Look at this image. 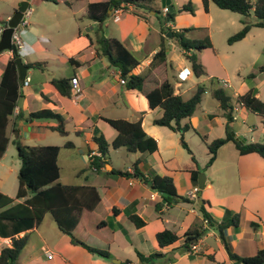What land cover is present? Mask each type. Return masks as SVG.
<instances>
[{"label": "crops", "instance_id": "crops-1", "mask_svg": "<svg viewBox=\"0 0 264 264\" xmlns=\"http://www.w3.org/2000/svg\"><path fill=\"white\" fill-rule=\"evenodd\" d=\"M24 1L30 2L0 0L1 22L8 21ZM102 1L105 0L72 2L59 0V4L43 2L37 7L30 6L32 15L29 18V26L19 30L23 43L19 56L27 67L35 63H42L43 67L28 68L26 79H29L30 83L21 91L24 98L22 107H17L10 117L7 128L9 145L0 165L5 168L3 161L11 146L18 155L17 144L29 147H61L58 161L61 176L56 184L98 189L101 203L93 213L95 220L91 221V225L94 228L99 219L105 220L109 226L105 234L107 238H112V242H104L87 233L82 236L88 246L105 250L109 252L110 257L106 259L90 253L82 246L73 245L70 237L62 234L53 218L48 215L53 222H46V216L41 226L28 232L29 244L21 253L19 264H143L138 258V253L148 257L159 252L174 259L171 264H239L230 259L219 233L211 229L209 223H205L208 220L200 211V200L203 203L208 202L206 210L217 222L232 218L236 214L240 215L239 227H230L225 231L228 248L240 257L255 256L258 251L264 249V159L258 154L241 155L233 143L224 145L219 149L214 164L203 172L207 175L205 189L202 195L199 197L197 194L198 199L194 200L189 194L198 187V182L184 169L192 166L191 155L188 153L187 161L179 159L178 156L180 146L183 147L182 136L185 138V134L190 131L197 132L203 124L204 130H211L217 126L225 128L227 132L223 121L227 118L230 122L239 118L245 124H250L247 134L252 136L250 142L245 140L247 143L264 142V124L261 117L238 104V98L249 91L264 101V40L260 43L256 41L255 44L252 42L253 72L250 81L240 84L242 91H234V100L232 99L231 103L233 119L225 116L224 111L220 109V103L216 100L220 114L212 118L204 113L199 117L195 112L190 121L185 120L181 123L182 127L186 124L191 125V129L182 135L166 127L154 125V120L162 117L161 109L152 110L141 90H128L122 85L120 71L111 65L108 57L102 55L92 42L100 35L122 42L140 61V65L133 71L134 74L140 75L147 72L154 56L161 49L162 39L166 38L168 63L171 65L170 73L168 67V77L170 74L176 95L189 100L199 86H204L207 93L205 82L212 85V81L216 79L230 83L227 79L229 73L219 59L211 35L207 38L210 39L212 48L196 54L206 72L205 76L197 78L182 50L185 60L175 64L169 57L176 41L174 38H167L164 31L169 28L177 32L183 29L194 31L205 28L210 34L214 23L210 12L213 3L209 4L207 13L202 0H154L155 10L148 13L131 6L119 15L114 11L109 12V17L103 23L90 20L89 5ZM168 4L178 6L179 11L189 5L194 9L192 17L195 18L197 13L204 11L207 18L202 22L195 21L194 18H190L192 13L185 12L189 14L180 15L181 19L179 17L175 22L169 23L167 14L171 13V9ZM165 9L169 10L167 14L164 13ZM252 18L254 20L250 21ZM244 21L253 23L255 21L253 13L241 21L242 26ZM256 29L259 28H253L247 38L256 37L258 34L253 36ZM13 56L10 51L0 53V82L5 67ZM239 69L240 67L236 72ZM181 74L186 77L185 80L180 78ZM75 78L81 90L79 94L73 91L72 80ZM54 79H68L71 86L69 97L57 91L52 84ZM158 80H161L159 76L152 75L149 82L153 83L148 85L147 89H152ZM215 88L212 85L211 90ZM223 89L227 92L233 89V86ZM42 110H50L61 116L68 135L61 136L51 129L59 125L57 120L30 118L31 114ZM106 120H125L134 123L141 121L145 133L157 141L158 151L154 154L129 153L125 148L115 150L111 147L105 168L101 172L91 170V155L99 154L93 142L94 137L103 135L110 146L118 137V132ZM69 125L72 126V131L68 130ZM238 134H241V131H237L234 136L238 138ZM199 136L203 143L202 148L199 147L202 159H199L196 153H192L199 168L204 169L209 161L207 144L217 139L210 142L208 135ZM68 142L74 145L73 149L65 148ZM183 149L186 150L184 147ZM120 153H128L125 154L126 164L117 159ZM138 160H141L138 169L145 179L151 180L156 176L171 178L178 198L167 203L160 193L153 191L142 178L135 177L136 171L133 166ZM168 165L173 166L168 169ZM20 167L21 162L17 175ZM64 170L67 177H73L76 181L69 179L70 183H64ZM112 170L128 172L130 176L110 174ZM6 188V184L2 183L0 192L13 198L16 203H23L28 198L16 199L19 183L16 195L7 193L4 190ZM133 215L143 219L146 222L145 227L138 229L129 219ZM252 223L257 224V227L253 228ZM91 225L89 228H92ZM193 229L199 232L206 231V234L195 242L197 245L188 253L180 250L183 242L161 249L156 240L157 234L165 230L183 237L187 231ZM24 235L25 233H22L17 237L21 238ZM211 239L215 240L214 244L210 242ZM0 240H6L9 244L7 247L11 246L10 238L0 237ZM47 252L53 255L51 261L48 260ZM153 264L165 263L160 260Z\"/></svg>", "mask_w": 264, "mask_h": 264}, {"label": "trees", "instance_id": "trees-1", "mask_svg": "<svg viewBox=\"0 0 264 264\" xmlns=\"http://www.w3.org/2000/svg\"><path fill=\"white\" fill-rule=\"evenodd\" d=\"M30 2L34 7L43 2L60 3L59 0H30ZM153 2L154 0H105L89 5L88 18L92 21L103 23L109 17V12L118 8L127 10L131 6L148 13L155 10ZM202 2L207 13L210 3H213L223 11H229L244 17H249L253 13L255 21L253 23L244 21L241 31L229 38L228 43L230 45L243 41L253 28L264 29V0H202ZM179 12L194 14V9L188 5L184 6ZM167 19H169V23H173L175 22V15L169 13L167 14ZM1 21L0 19V23ZM191 31V29H183L177 32L169 28L164 31V34L167 35L168 32H172L174 40L191 63L195 77L201 78L206 75L205 67L196 54L206 49H211L212 43L209 38L200 41L188 39L186 35ZM92 44H95L99 52L108 57L111 65L120 71L121 78L126 81L125 86L128 90H141L145 94L152 110L161 109L162 117L154 120L155 126L166 127L173 132L182 133V135L191 129L190 124L182 127L181 123L185 120L190 121L194 116L197 107L203 101L206 88L204 86L197 87L189 100L176 95L175 85L170 78V74L168 77V67L170 73L171 65L168 63L166 38L162 39L161 49L154 56L147 72L140 75L133 73L140 65V61L119 40L100 35ZM16 60L17 57L13 56V59L9 61L0 82V161L9 145L7 128L10 117L14 114L22 97L20 86L23 82L20 81L18 75ZM42 67V63L28 65L29 69ZM152 75L159 76L161 80L154 83V87L148 90L147 86L153 83V81L149 82V78ZM52 84L61 95L66 97L71 95V86L68 79H54ZM212 85L216 87L212 91V97L220 103V109L224 111L225 116H230L232 120V98L221 87L219 80L214 79ZM238 104L250 113L261 117L264 124V101L258 99L252 91L240 96ZM30 118L36 120H57L59 125L51 129L58 132L61 136L65 137L68 135L62 117L50 110L33 113ZM106 122L118 132V137L111 146L103 135L94 137L93 142L100 155L90 158L91 170L101 172L105 168L109 161L111 147L115 150L125 148L129 153L154 154L158 151L157 141L145 133L141 121L134 123L125 120H106ZM202 139L205 141L204 137ZM228 143H233L241 155L258 154L264 159V142L247 143L244 139L236 138L227 133L225 138L217 139L211 144H207L209 161L204 169H200L196 158L182 136V145L191 155L192 161V166L184 169L191 173L194 181L198 182L200 175L216 161L219 149ZM65 148L73 149L74 145L68 142ZM61 150L62 148L59 146L29 147L17 144L21 167L18 174L19 189L16 199L28 198L23 203H16L13 198L0 192V237L11 239V246L4 247L1 252L0 264H19L21 253L29 244L30 234L28 232L41 226L48 215L53 218L58 230L70 237L73 245L82 246L90 253L106 259L110 257L109 252L88 246L82 236L87 233L104 242H112V238H107L105 234L109 229L105 220L99 219L94 224V228L91 225V221L95 220L93 213L101 203V195L98 189L80 185L56 184L61 176L58 163ZM140 164L141 160H138L133 166L136 171L135 177L142 178L153 191L160 193L163 200L167 201V203L171 199L178 198L176 187L171 178L156 176L151 180L145 179L138 169ZM172 166L168 165L167 168H172ZM109 173L123 177L130 176L128 172L119 170H112ZM29 188L31 190H28ZM207 204L208 202L205 201L199 207L200 211L203 217L208 220L210 228L219 233L230 259L239 264H264V249L258 251L255 256L240 257L228 248L225 231L230 227H239L240 215L236 214L232 218L217 222L207 212ZM129 219L138 229L146 225V222L136 215L130 216ZM90 225L92 228H89ZM251 226L255 228L257 224L252 223ZM22 233H25V235L18 238L17 236ZM205 234L206 231L199 232L193 229L187 231L183 237H179L177 234L165 230L157 234L156 240L161 249L183 242L180 250L188 253L197 245L194 241H199ZM138 258L143 264H153L160 260L165 264H171L174 261L167 254L160 252L148 257L138 253Z\"/></svg>", "mask_w": 264, "mask_h": 264}, {"label": "rangeland", "instance_id": "rangeland-1", "mask_svg": "<svg viewBox=\"0 0 264 264\" xmlns=\"http://www.w3.org/2000/svg\"><path fill=\"white\" fill-rule=\"evenodd\" d=\"M69 1L72 2L74 0H69ZM168 7L171 9V14L175 15V19L179 17L181 19L180 15L187 16L189 14L185 12H179L178 6H173L171 4L170 5L168 4ZM210 12L214 19L213 26H211L210 34L208 29L200 28V29H195L186 36L188 39L191 40L194 39L199 41L205 40L208 37V35L212 36V40L214 42L216 52L219 55V59L221 60L222 64L225 65L229 73L227 79H229L230 83L233 86V89L228 90L227 93L233 99L234 91H242L241 90L242 88H240V84L246 81L247 82L250 81V75L253 72L252 61L254 59V56L252 54V49H253L252 42L255 44L256 41L260 43L261 40H264V29L254 30L253 36H256L258 34L256 37H248V38L246 37L242 42L230 45L228 43L229 38L232 37L234 34L238 33L239 31H241V29L243 28L241 21L245 20V17L242 15L231 13L229 11H223L214 4L211 5ZM193 15L194 14L192 15L190 14V18H194L192 17ZM206 18L207 17L204 11H202L201 13H197L195 15L194 20L202 22L205 21ZM253 20L254 19L252 18L250 21ZM259 34H261V36ZM169 57H171V59L174 61L175 64L181 60H185V58L182 55L181 48L177 43L172 47L169 53ZM239 67H240L239 71L236 72V69ZM205 86L207 87L208 91L203 97V101L201 105L197 108L196 116L202 117L203 114L206 113V116L213 118V116H217L220 114L219 113L220 110L217 107L218 102L212 97L211 83L205 82ZM223 121L225 122L227 132L225 131V128H218L217 126H214L213 129L211 130H204L203 128L204 124H203L197 132L190 131L187 134H185L184 140L186 144L189 146V149L192 152L196 153L199 159H202L201 151H199V147L202 148L203 146L199 134L208 135L211 142L214 139L225 138L227 133L233 136L235 133H237V131H241V134H246V136L238 134V138L244 139L247 142L251 141L250 139L252 135L247 134V130L250 125L249 123L245 124L239 118L237 121H233V122H230L228 118ZM67 128L69 131H72L71 125H69ZM179 150H180V154L178 158L187 161L189 158L188 152L184 150L182 146H180ZM125 154L128 153H120L117 155V159L122 164L127 163ZM3 164L5 165V168H2L0 165V187L2 183H5L7 188L4 190L10 195H16V191L19 183L17 173L20 162L18 160V155L16 153V150L13 146L10 147V151L8 152L6 159L3 161ZM1 172H3V174ZM203 174H205V176L207 177L206 173ZM67 176L68 175L64 170L63 173L64 183H70L71 180L69 179H72V181H76L75 178L73 177L69 178ZM46 222H53L50 216H47ZM210 242L214 244L215 240L211 239Z\"/></svg>", "mask_w": 264, "mask_h": 264}, {"label": "water", "instance_id": "water-1", "mask_svg": "<svg viewBox=\"0 0 264 264\" xmlns=\"http://www.w3.org/2000/svg\"><path fill=\"white\" fill-rule=\"evenodd\" d=\"M31 6L29 1H24L20 4L19 10L8 20L1 22L0 25L4 26L5 30L0 38V53L5 51H11L13 52V55L17 57L16 64L18 69V75L20 78V81L23 82L27 77V71L28 67L23 63L21 57L19 56V51L16 49L14 45H12V35L14 32V29L19 25L20 20L23 17V13ZM167 38L173 39L172 32H169L167 34ZM24 101V98L21 97L19 100L18 107H22V103ZM230 118V117H229ZM234 136V135H233ZM205 182H206V176L205 174H201L198 180V187H199V197L202 195L203 190L205 189ZM28 190H31L29 188ZM200 205L203 204V201L200 200ZM194 242H197L196 240Z\"/></svg>", "mask_w": 264, "mask_h": 264}, {"label": "built area", "instance_id": "built-area-1", "mask_svg": "<svg viewBox=\"0 0 264 264\" xmlns=\"http://www.w3.org/2000/svg\"><path fill=\"white\" fill-rule=\"evenodd\" d=\"M123 10L121 8H118L116 9L114 12L119 15ZM169 12L168 9H165L164 13L167 14ZM32 15V8L29 7L27 8V10L23 13V17L22 19L20 20V23L19 25L14 29V32H13V35H12V45H14L16 47V49L20 52L21 49L23 48V43H22V40H21V37H20V34H19V30L20 28H25V27H28L29 26V18L31 17ZM5 28L4 26L0 25V38L4 32ZM11 52V51H10ZM13 54V52H11ZM180 78H182L183 80L186 79V77L181 74L180 75ZM220 82V85L222 88H231V84L228 82V81H219ZM30 83V80L29 79H25L22 83V85L20 86V92L26 88ZM120 83L122 85H125L126 84V81L124 79H120ZM72 85H73V91L74 93L76 94H79L81 92L80 88H79V83H78V80L75 78L72 80ZM100 154H98L97 156H99ZM92 156H96L95 153H93L91 155ZM199 193V188H195L190 194H189V197L196 200L198 199L197 197V194ZM205 223L207 224L208 221H205ZM1 243H0V255H1V252L3 250L4 247H6L7 245V241L6 240H0ZM47 257H48V260L51 261L52 258H53V255L51 253H48L47 252Z\"/></svg>", "mask_w": 264, "mask_h": 264}]
</instances>
